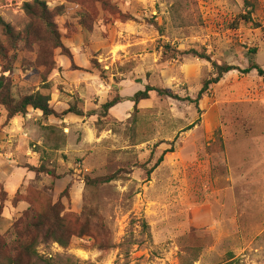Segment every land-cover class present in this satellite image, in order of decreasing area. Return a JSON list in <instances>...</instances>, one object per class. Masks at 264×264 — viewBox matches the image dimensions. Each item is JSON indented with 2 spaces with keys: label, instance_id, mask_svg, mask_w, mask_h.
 Here are the masks:
<instances>
[{
  "label": "rangeland",
  "instance_id": "rangeland-1",
  "mask_svg": "<svg viewBox=\"0 0 264 264\" xmlns=\"http://www.w3.org/2000/svg\"><path fill=\"white\" fill-rule=\"evenodd\" d=\"M31 1L0 0V21L23 30ZM42 1L51 11L66 3ZM256 3L250 22L240 19L242 0L70 4L90 22L55 19L72 62L60 56L48 76L50 105L92 116L59 120L30 109L17 117L26 121L10 151L22 182L13 197L0 183V234L25 211L59 203L81 239L63 248L40 238L34 264H264V76L230 72L198 109L154 92L136 106L128 100L145 86L195 98L214 77L212 63L245 69L253 60L264 69V0ZM11 79L23 94L41 87L36 72ZM115 94L123 102L103 115ZM12 120L0 108V132ZM113 174L85 187L87 177Z\"/></svg>",
  "mask_w": 264,
  "mask_h": 264
},
{
  "label": "trees",
  "instance_id": "trees-1",
  "mask_svg": "<svg viewBox=\"0 0 264 264\" xmlns=\"http://www.w3.org/2000/svg\"><path fill=\"white\" fill-rule=\"evenodd\" d=\"M66 3L51 11L42 0H32L23 4V11L31 20V24L21 31H16L9 24L0 21L2 27V39H0V108L4 111L6 121L9 122L16 117H25L28 111L39 112L43 118L54 117L62 120L66 115L71 114L77 117H90L91 113H84L76 104H69L62 113L54 111L50 105V83L48 76L57 68L58 58L64 56L72 62L70 51L63 45L59 33L56 18L76 16V24L88 29L90 22L89 15L81 9L75 10L69 6L76 2H100L103 6H109V0H64ZM245 14L240 15L244 22H250L252 15L257 10L256 0H242ZM254 53V51H252ZM184 54V53H178ZM196 54V53H193ZM202 59L210 61L207 56L197 55ZM94 66V63L91 62ZM214 77L206 80L195 98L180 97L167 89H154L145 86L133 94L128 100L134 106L139 102L149 99L151 93L169 98L174 101L185 102L198 109L199 102L204 98L211 85L217 84L224 75L237 71L241 74H249L255 71L259 77L264 76V69L250 60L247 68L239 69L229 65H218L212 63ZM30 72H36L39 76L41 87L30 93L23 94L16 89L11 76L14 73L25 76ZM114 88V87H113ZM123 102L118 94H115L100 109L103 115L116 105ZM217 141L221 138L216 135ZM162 157L156 164H159ZM32 172L42 173V169H32ZM116 174L102 178H85V187L93 189L116 180ZM69 186L60 194L59 198L68 194ZM3 191V190H2ZM4 193V192H3ZM5 194V193H4ZM6 195V194H5ZM88 212L92 214L90 208ZM93 215V214H92ZM90 215L85 214L83 229L89 225ZM76 220L60 216L59 203L48 205L39 213L32 209L25 211L9 228L5 234H0V264H34L33 259L37 258V245L39 239L51 241L60 247L67 248L72 237L81 239L82 233L76 231L72 226ZM196 259L192 261L195 262ZM42 264H52L43 260ZM223 264H245L241 259L230 257Z\"/></svg>",
  "mask_w": 264,
  "mask_h": 264
},
{
  "label": "crops",
  "instance_id": "crops-1",
  "mask_svg": "<svg viewBox=\"0 0 264 264\" xmlns=\"http://www.w3.org/2000/svg\"><path fill=\"white\" fill-rule=\"evenodd\" d=\"M67 68V65L63 67ZM86 68V65H84ZM61 108V107H59ZM55 112L62 113V109H58L56 106L53 108ZM65 111V110H64ZM50 119V118H49ZM26 120L14 118L11 122L10 132H0V183L4 186L5 191L9 197H13L16 190L22 182L21 168L17 167L15 160L11 157V146L18 135L20 126ZM17 124V127H16ZM16 133V135H12Z\"/></svg>",
  "mask_w": 264,
  "mask_h": 264
}]
</instances>
